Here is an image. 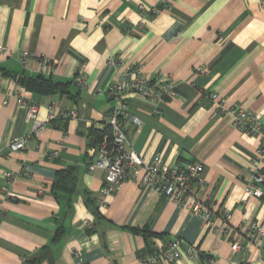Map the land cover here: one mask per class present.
<instances>
[{"label": "crops", "instance_id": "obj_1", "mask_svg": "<svg viewBox=\"0 0 264 264\" xmlns=\"http://www.w3.org/2000/svg\"><path fill=\"white\" fill-rule=\"evenodd\" d=\"M0 48V264H139L174 238L197 257L161 264H264V185L260 198L247 196L242 178L256 170L260 139L234 129L232 115L216 114L209 98L256 114L264 129V0H0ZM110 57L121 59L120 72L141 65V74L175 85L176 97L167 100L127 97L128 147L144 162L159 156L168 167L202 164L203 184L193 192L216 204L208 223L131 180L99 207L104 173L88 170L89 150L91 130L104 126L113 106L96 95L114 82ZM38 58L51 61L54 82L81 70L88 87L26 90L21 81L39 74ZM16 95L37 106L39 135ZM50 107L74 110L77 119L49 123ZM24 137L25 149H7ZM70 166L77 180L66 206L53 183ZM5 173L13 175L10 184ZM251 222L262 231L253 241L245 236Z\"/></svg>", "mask_w": 264, "mask_h": 264}, {"label": "built area", "instance_id": "obj_2", "mask_svg": "<svg viewBox=\"0 0 264 264\" xmlns=\"http://www.w3.org/2000/svg\"><path fill=\"white\" fill-rule=\"evenodd\" d=\"M162 5L166 0H158ZM3 49L0 48V52ZM28 57L26 52L22 53L23 60ZM37 70L39 74L48 75L51 61L45 58L36 59ZM108 66L115 70V78L112 84L105 89H97L96 95L109 97L113 106L106 119V124L110 128V134L90 148L91 162L88 166L90 172L101 171L104 173V185L100 191L99 207H105L106 197L114 192L123 182L131 180L132 182L154 189L159 195L173 201L176 205L186 208L191 213L201 217L208 223L212 215L218 212L216 204L206 198L202 202L196 200L193 188L197 189L203 184L201 176L203 165L200 163H189L183 167H168L164 165L159 156H155L150 162H144L143 159L128 147L127 141V122L130 121L128 114L127 97L132 95L141 99L153 102H159L176 97L175 85L165 77L150 79L141 74V65H130L122 69L121 59L110 57L107 61ZM121 66V67H120ZM200 70V69H199ZM201 71V70H200ZM73 81L79 89L88 87V83L81 70L73 76ZM209 98L218 115L229 113L232 115V126L240 133L245 135H257L260 139V146L255 152L254 164L256 170L243 174L244 192L247 196L260 198L263 195L262 187L264 185V129L256 114L243 110L236 105L225 106L223 100H219L216 94H210ZM16 103L27 109L28 117L33 119V135H39L43 130V125L35 119L37 106L26 103L19 95H16ZM77 119V113L74 110L55 112L53 107L48 109V122L54 123L57 119ZM133 122V120H131ZM27 137L10 142L7 149L9 151H18L26 148ZM52 153L51 157H55ZM127 171L131 172L128 178ZM13 175L5 173L6 184H10ZM228 215L223 213V218ZM84 229H91L93 222L83 220ZM262 235L261 227L251 222L246 225L245 236L250 241ZM182 249V241L178 238L171 239L163 248L155 250L151 255H141L138 258L139 264H161V261L171 263L180 259L184 254L189 259H195L197 252L191 245ZM239 249L237 243L231 245L232 251ZM185 250V252H184ZM241 264H247L243 261Z\"/></svg>", "mask_w": 264, "mask_h": 264}, {"label": "trees", "instance_id": "obj_3", "mask_svg": "<svg viewBox=\"0 0 264 264\" xmlns=\"http://www.w3.org/2000/svg\"><path fill=\"white\" fill-rule=\"evenodd\" d=\"M22 86L35 94L38 95H52L55 93H63L67 91L70 84H74L73 78L71 81L66 83L61 82H54L50 76L37 74L35 76L26 77L21 81ZM75 85V84H74ZM76 86V85H75ZM110 134V128L105 123L103 127L99 129L91 130V136L93 138V146L96 143L100 142L103 137L108 136ZM76 168L73 166L60 169L55 172V178L53 183V189L56 199L63 200L66 203V206L69 204V198L71 197L72 193L74 192L77 174ZM94 226V224H93ZM93 229H87L86 231L90 232ZM144 235L147 239L149 237L147 231L142 230L139 231ZM62 235V230L58 228L53 236V240L57 241L60 239ZM148 245V243H147ZM40 258L33 259L28 261L27 264H36Z\"/></svg>", "mask_w": 264, "mask_h": 264}]
</instances>
